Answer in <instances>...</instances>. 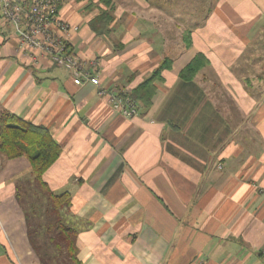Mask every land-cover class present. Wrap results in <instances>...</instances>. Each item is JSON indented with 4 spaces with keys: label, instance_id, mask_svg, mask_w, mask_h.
Returning a JSON list of instances; mask_svg holds the SVG:
<instances>
[{
    "label": "crops",
    "instance_id": "crops-1",
    "mask_svg": "<svg viewBox=\"0 0 264 264\" xmlns=\"http://www.w3.org/2000/svg\"><path fill=\"white\" fill-rule=\"evenodd\" d=\"M61 16L101 86L130 94L171 60L129 119L22 52L0 11V111L61 146L43 179L71 195L82 263L264 264V0H62ZM31 169L0 154V264H41L15 189Z\"/></svg>",
    "mask_w": 264,
    "mask_h": 264
},
{
    "label": "trees",
    "instance_id": "trees-1",
    "mask_svg": "<svg viewBox=\"0 0 264 264\" xmlns=\"http://www.w3.org/2000/svg\"><path fill=\"white\" fill-rule=\"evenodd\" d=\"M102 14L99 20L107 18ZM95 30L102 32L93 24ZM164 61L130 96L145 106L151 104L155 81L171 65ZM204 55H197L182 71L181 76L192 80L206 64ZM0 154L3 159L25 156L31 163L30 177L16 184V197L24 208L29 242L41 264H83L78 257V228L74 224L71 195L54 193L43 174L58 160L61 146L51 131L35 125L6 110L0 111ZM23 197H27L25 200ZM30 200V202H29Z\"/></svg>",
    "mask_w": 264,
    "mask_h": 264
},
{
    "label": "built area",
    "instance_id": "built-area-1",
    "mask_svg": "<svg viewBox=\"0 0 264 264\" xmlns=\"http://www.w3.org/2000/svg\"><path fill=\"white\" fill-rule=\"evenodd\" d=\"M62 0H0L3 19L13 25L19 48L33 55L35 62L44 57L51 63L67 69L75 83L91 82L99 87L101 95H107L115 111L126 118L140 113V102L123 90L101 86L100 78L87 69L85 63L73 51L68 36L77 27L61 16Z\"/></svg>",
    "mask_w": 264,
    "mask_h": 264
},
{
    "label": "rangeland",
    "instance_id": "rangeland-1",
    "mask_svg": "<svg viewBox=\"0 0 264 264\" xmlns=\"http://www.w3.org/2000/svg\"><path fill=\"white\" fill-rule=\"evenodd\" d=\"M30 177V173H28V174H25L24 175V177H23V179H26V178H29ZM15 189H16V185H15ZM24 198V200L27 198V197H23ZM18 201V200H17ZM29 202H30V200H29ZM18 203H19V205L21 206V204H20V202L18 201ZM21 208H22V206H21ZM22 210H23V213H24V208H22ZM2 220H3V222H4V226H7V228H9L8 226H9V224H10V219H9V217H4V214H3V216H2ZM24 225H26V231H27V224H26V218H25V213H24ZM20 229V228H19Z\"/></svg>",
    "mask_w": 264,
    "mask_h": 264
}]
</instances>
